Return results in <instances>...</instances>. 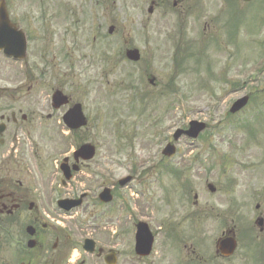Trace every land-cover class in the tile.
<instances>
[{
	"label": "rangeland",
	"instance_id": "obj_1",
	"mask_svg": "<svg viewBox=\"0 0 264 264\" xmlns=\"http://www.w3.org/2000/svg\"><path fill=\"white\" fill-rule=\"evenodd\" d=\"M149 2L138 0L137 4L136 0H107L105 24H118L124 48L140 49L141 60L136 64L125 62L122 58L124 53L122 55L118 49L116 54H121V57L111 61L102 57V61L94 60L86 64V60L68 62L55 58L56 48L62 45L67 47V42L60 40L62 32L55 33L50 25L51 16H39L43 17L39 20L38 15L28 14L22 24L28 33H34L32 28H37L36 32L40 35L36 38L31 36L28 41L29 51L33 55L28 63L31 65L34 62L30 74L32 79L30 81L24 74L21 75L18 62L8 60L0 53V88L15 86L23 79L21 84L25 87H35L37 92H49V88L57 86L65 72L69 71L67 82L72 87L75 99L83 102L88 117V125L77 133V140L90 139V142L97 144V158L106 156L107 170L116 168V159H122L124 165V160H128L129 156L136 159L142 154L158 151L159 155L177 127H185L193 119L207 122L208 128L197 140L182 136L176 142L177 152L170 164L181 170V175L172 172L158 175L157 170L151 168L145 180L154 184L155 192L162 194L164 200L169 196L176 198L174 202L170 200L172 207L178 204V198L181 200L185 195L179 185L181 182L194 184L193 188L202 193L203 198L207 194V183L211 182L219 188L230 187L237 200H248L246 205L238 202L230 215L219 199L218 202L209 201L216 207L217 215L202 219L205 235L202 249L205 252L208 248L205 237L207 233L212 234L216 224L221 229L227 221L230 223L234 219L237 222L240 216L253 214L257 204L264 211V103L260 102L264 98V0H254L248 4L235 0L234 8L230 7L228 0H202L203 5L200 6L206 10L203 12L170 11L163 14L159 10L153 15L147 13ZM74 3L80 7L78 1ZM143 5L145 8L141 13ZM231 11L236 13L229 14ZM74 17V22L83 18L81 14ZM87 20L84 16V21ZM56 21L63 22V17ZM39 23L45 24L43 35L40 34L41 26L29 27V24ZM79 25L81 30L77 40L85 46L84 53L95 57L99 55L101 46L109 47L111 39L101 37L106 32V25L100 29L90 27L89 30L83 28L82 21H79ZM188 26L193 29L188 30ZM194 30L196 35L192 34ZM204 34L206 39L197 37ZM94 35L98 37L94 39ZM171 43L175 47L176 43L183 45L178 48V53L187 57L186 72L176 67L175 63L173 68L171 56L176 54L177 49ZM184 45L185 53L181 50ZM37 46L41 49L45 46L46 52L42 51L45 58L33 52ZM79 66H83L84 71L78 74L76 68ZM150 75L156 78L154 86L147 80ZM211 75L214 77L210 78ZM253 75L256 77L253 78ZM173 89H178L183 96L180 106L184 110H179L177 102L173 100ZM135 92L144 93L147 98L148 103L143 111L138 110ZM243 95L249 96L247 105L239 112L230 114L233 103ZM215 100L219 103L217 108H213ZM8 102L11 100L0 96V104ZM42 102L45 101L42 99ZM183 114L186 115L182 121ZM155 128H159L157 138L152 136ZM251 129L253 133H250ZM58 149L61 150L60 147ZM157 160L155 158L151 164L155 165ZM124 174L122 170L120 175ZM113 180L114 175L108 173L107 182ZM162 182L168 184L166 191L159 188ZM176 186L177 189L172 190ZM188 205L179 207L185 211ZM88 210L96 212L98 206L86 209L84 216ZM114 215L115 203L106 206L105 214L99 219L110 222L105 230H95L100 234V240L104 238L102 233H111L115 229ZM84 216L81 215V218L85 219ZM10 221V239L6 241L0 229V264L7 262L8 258L9 264H19L21 249L16 244L27 239L23 226L29 217L15 214ZM69 221L62 219L61 224H66L77 233L81 242L88 232L86 222ZM64 242L66 251L67 241ZM124 243L127 246L128 236L124 238ZM78 260L83 261L79 263ZM76 261L75 264H102L90 262V256L82 251Z\"/></svg>",
	"mask_w": 264,
	"mask_h": 264
},
{
	"label": "flooded vegetation",
	"instance_id": "obj_2",
	"mask_svg": "<svg viewBox=\"0 0 264 264\" xmlns=\"http://www.w3.org/2000/svg\"><path fill=\"white\" fill-rule=\"evenodd\" d=\"M74 1H78L80 7H76ZM150 2H153L154 10L161 9L163 13L168 11L192 13L199 8V0H151ZM5 4L9 17L17 28L26 29L21 20H26L28 14L38 15V18L44 15L51 16L50 25L54 27L55 33L62 32L59 35L61 42H67V47L62 45L56 48L55 58L59 57L68 62L86 60L87 64L94 60L102 61V57L106 61L121 57V54H116V49L122 52L119 48L120 41L115 38L120 34L116 23H113L115 31L110 35L111 40L108 44L113 54L108 57L100 54L90 57L83 52L85 46L77 40L78 32L81 30L79 21H82L85 30H89L90 27L100 29L106 25L107 13L103 11H107V0H5ZM77 14H81L83 18L74 22V16ZM84 16L89 21L91 16L93 22L84 21ZM61 17L63 22H57L56 20ZM42 19L43 17L39 18ZM32 26H41L40 34L45 33V24H29L30 28ZM32 29L35 32L29 36L39 37L37 28ZM97 37V35L93 36L94 39ZM101 37L105 39L106 33L104 32ZM26 38H28L27 34ZM42 51L46 52L45 46L42 49L37 46L33 52L45 58ZM76 69L78 74L79 71H84L83 66ZM65 74L57 86L49 88V92H37L35 87L19 86L16 93H10L7 92L8 88H5L2 95H8L13 101L0 104V124H4L3 129L0 130V218L4 216V223L7 224L10 209L13 207L28 212L32 222L41 223V227L36 228V239L37 246L41 247L42 252L35 257V264H63L66 258V254H63V245L60 243V237H63L61 231L58 227L47 224L39 212L40 206H48L51 203L50 185L55 179L56 170L60 173L56 206L60 200L68 199L73 202L78 201L81 203L78 208L84 207L86 210L90 202H100L99 194L106 186V181L104 185H98L100 181L106 180L105 155L97 158V154L92 159H85L81 153H77V157L73 158L72 153L63 166V172L60 170L64 160L59 162L58 158L69 151L70 141H74L77 133L83 130V128L78 130L70 128L63 120L68 110L79 101L75 99L71 91L72 87L67 82L69 71ZM23 88H26L25 92H22ZM56 90H62L68 96V103L59 108L53 107L51 102ZM42 99L45 102H42ZM31 107H34V110L30 111ZM82 141L90 142V139H82ZM12 142L17 145L18 149L15 151H9ZM59 147L61 150L58 149ZM67 147L69 148L65 151ZM122 161L116 159V168L107 170V174L113 173L117 178V182L111 186L115 202V234L113 236L102 234L104 240H98L99 246L94 249V263L100 261L102 264H107L111 260L112 264L124 262L127 264H264V211L260 210V205L256 206L257 212L240 216L237 222L232 219V224L224 228L218 229L216 226L209 237L211 246L203 252L202 219L217 215L215 206L209 201L218 202L219 199L227 206L229 213L237 202L232 190L217 187L216 191L205 194V198L202 193L196 192L194 194L197 195V200L184 211L177 205L172 207L171 201L164 200L159 193L153 192V201L149 200V192L153 189V184L145 181L147 179L145 174L151 167H142L143 163H140V167H131V171L127 172L129 181L126 185L120 183L119 181L123 179L122 175L119 177L124 168ZM27 168L32 170V176L27 175ZM95 185L98 186L94 188ZM159 186L161 190H165L163 186ZM243 200L240 199L241 202ZM76 209H71L67 213ZM54 212L63 218H68L61 215L65 212L60 208L51 213ZM140 222L147 223L152 234L153 246L148 254L140 253L136 247ZM88 233L97 238L100 235L95 229L89 230ZM52 235L54 239L50 242ZM127 236L126 246L124 238ZM223 237L233 238L236 243V249L229 256L222 254L219 248ZM29 263H32L31 260Z\"/></svg>",
	"mask_w": 264,
	"mask_h": 264
},
{
	"label": "water",
	"instance_id": "obj_3",
	"mask_svg": "<svg viewBox=\"0 0 264 264\" xmlns=\"http://www.w3.org/2000/svg\"><path fill=\"white\" fill-rule=\"evenodd\" d=\"M245 1H249V0H245ZM4 8H5L4 2L1 1V3H0V44L11 47L12 49L16 50V52H18V51H20L19 41H16L15 37H6L5 36L6 33L11 32L12 30L10 28H8L6 25L9 23H8V19L6 17ZM9 38H10V42L8 40ZM128 56L132 59H135V60L139 58V54L136 50L135 51L134 50L128 51ZM246 101H247V98L236 103L234 105L232 111H235V110L241 108L243 105H245ZM80 119H82V117H80ZM203 128H204V125L196 123V122H192L190 129L186 133H188L189 135L196 136ZM173 151L174 150L172 148H168L166 153L170 154V153H173ZM29 245L33 246L34 243L30 242Z\"/></svg>",
	"mask_w": 264,
	"mask_h": 264
},
{
	"label": "bare ground",
	"instance_id": "obj_4",
	"mask_svg": "<svg viewBox=\"0 0 264 264\" xmlns=\"http://www.w3.org/2000/svg\"><path fill=\"white\" fill-rule=\"evenodd\" d=\"M77 256V254H75V256L74 257H76Z\"/></svg>",
	"mask_w": 264,
	"mask_h": 264
}]
</instances>
